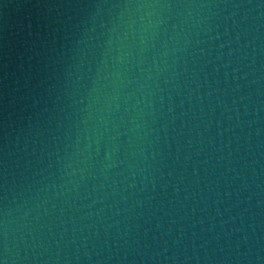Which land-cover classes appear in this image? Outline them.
<instances>
[{"label": "water", "instance_id": "obj_1", "mask_svg": "<svg viewBox=\"0 0 264 264\" xmlns=\"http://www.w3.org/2000/svg\"><path fill=\"white\" fill-rule=\"evenodd\" d=\"M0 264H264V0H0Z\"/></svg>", "mask_w": 264, "mask_h": 264}]
</instances>
